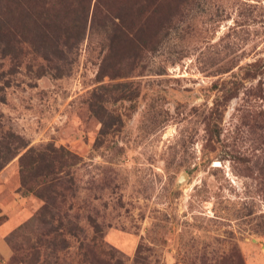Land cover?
<instances>
[{
  "label": "rangeland",
  "instance_id": "obj_1",
  "mask_svg": "<svg viewBox=\"0 0 264 264\" xmlns=\"http://www.w3.org/2000/svg\"><path fill=\"white\" fill-rule=\"evenodd\" d=\"M84 1L82 39L52 63L0 54V138L79 159L75 237L38 264L79 263L86 215L121 264H264V0ZM111 20L140 26L102 31ZM18 187L15 158L0 170V264H21L6 238L42 204Z\"/></svg>",
  "mask_w": 264,
  "mask_h": 264
},
{
  "label": "trees",
  "instance_id": "obj_2",
  "mask_svg": "<svg viewBox=\"0 0 264 264\" xmlns=\"http://www.w3.org/2000/svg\"><path fill=\"white\" fill-rule=\"evenodd\" d=\"M155 5L153 3L151 9ZM88 11L89 2L84 0H0V54L7 57L15 69L27 55L52 63L64 47L70 50L76 41L82 39ZM120 12L108 6L103 8L102 16L118 21ZM97 13L94 5L89 15V27L96 24ZM98 24L102 31L112 30L111 33L118 30L136 32L140 26L122 27L114 22L109 27L105 22ZM15 158L18 193L21 196L32 195L42 204L31 218L6 238L12 252L11 259L21 264H38L41 249H47L57 260V251L61 253L68 248L69 237H75L72 230L77 227L74 223L81 219L67 213L73 208L75 197L71 168L79 159L75 154L50 144L26 148L18 135L7 133L0 138V170ZM82 221L91 228L93 236L90 245L79 243L81 254L78 264H121L112 254V248L105 247L100 240L101 230L95 220L86 215ZM31 227L34 230H30ZM15 238L32 243H13Z\"/></svg>",
  "mask_w": 264,
  "mask_h": 264
},
{
  "label": "water",
  "instance_id": "obj_3",
  "mask_svg": "<svg viewBox=\"0 0 264 264\" xmlns=\"http://www.w3.org/2000/svg\"><path fill=\"white\" fill-rule=\"evenodd\" d=\"M183 179V175H180L178 180L181 181Z\"/></svg>",
  "mask_w": 264,
  "mask_h": 264
}]
</instances>
